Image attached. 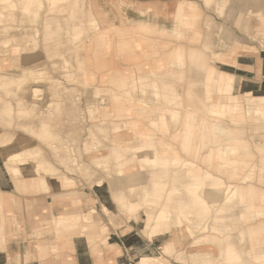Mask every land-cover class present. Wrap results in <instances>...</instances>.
Here are the masks:
<instances>
[{"label":"crops","instance_id":"obj_1","mask_svg":"<svg viewBox=\"0 0 264 264\" xmlns=\"http://www.w3.org/2000/svg\"><path fill=\"white\" fill-rule=\"evenodd\" d=\"M35 1L0 0V10L6 14L0 26H9L5 32L0 29V89L5 90L0 91V136L30 141L59 173L34 172L0 152V264H136L142 256L162 257L165 264H172V259L174 264H226L224 249L228 243H239L241 229L249 255L244 262L264 264V114L253 109L264 101V48L250 40L252 32L264 36V4L259 2L255 9L252 0H51L46 13L58 12L60 17H45L47 8L39 11ZM249 12L255 16L250 18ZM22 14L26 16H18ZM88 28L91 38L85 40ZM176 31L180 38L173 34ZM62 32L73 46L70 50L77 45L72 35L79 33L82 80L76 77L77 68L54 70L68 52L49 50L47 64L37 60L44 57L40 39L50 41ZM179 46L185 49V61L173 62ZM189 48L199 56L187 58ZM195 61L200 65L193 66ZM152 71L163 84L171 83L175 72L185 71L175 84L179 101L191 97L206 109L180 108V122L171 127L167 121L172 108L158 104L150 88L144 95L148 105L128 92L134 77ZM39 77L44 80H33ZM57 81L61 89L54 96L49 86L58 88ZM20 84L17 90L15 85ZM96 88L118 93L106 98L101 93L104 106L96 104L92 116L85 102L101 99L91 94ZM231 100L243 106L234 115ZM20 102L34 109L35 116L20 117ZM51 103L60 107L50 109ZM155 116L157 128L150 125ZM233 117L242 118V124L236 127ZM46 119L56 136L49 142L32 134ZM112 122L119 127L110 129ZM233 128L248 147V155L236 158L235 165L230 154ZM92 134H105L108 141L94 144ZM139 140H153L161 158L185 159L195 167L144 168L146 189L138 185L139 199L130 203L128 192L113 191L110 177L94 160L104 159L101 166L109 164L108 142L133 149ZM121 164L123 174L141 170L133 158ZM231 166L237 167L235 173ZM126 167L132 169L124 171ZM232 182L240 184L241 194L237 202L226 204L225 187ZM217 183L225 187L216 189ZM204 190L208 196L195 202L194 196ZM131 205L139 210L131 214ZM161 209L164 218L157 223ZM143 212L149 219L142 225ZM211 219L215 224H209ZM189 220L187 231L197 235L193 245L213 243L217 254L187 253L168 238ZM225 220L231 224H221ZM208 229L211 234H203ZM166 245L171 247L168 252L163 251Z\"/></svg>","mask_w":264,"mask_h":264},{"label":"bare ground","instance_id":"obj_2","mask_svg":"<svg viewBox=\"0 0 264 264\" xmlns=\"http://www.w3.org/2000/svg\"><path fill=\"white\" fill-rule=\"evenodd\" d=\"M76 3V1H75ZM5 13L0 10V23L4 22L5 20ZM184 26H186L187 28H192L191 25H189L188 23H183ZM96 28V26H95ZM176 37L180 38V34L179 32H174L173 33ZM79 33H76V36L72 35V43L75 44L77 42L76 48L75 49H81L82 46H80L79 40H80V36H78ZM192 42H196V39H189ZM76 41V42H74ZM36 41L33 40L32 41V45L35 47ZM187 53L191 56H199V54H196V52H192L190 53L189 51H187ZM185 54V49H183L181 46L178 47V49L174 50L173 52V56H172V60L173 62H183L185 61L183 55ZM200 59H202V57H200ZM82 58L79 54H74L73 50H71V52H69L68 55H65V57H62L60 60V63L58 65H54L53 68L56 71H75L77 68V78L82 80V68H83V64H82ZM200 62L195 61L193 63V66H197L200 65L198 64ZM202 66H204V63H201ZM195 68V67H194ZM206 73L209 74V76L211 75V70L208 68L206 70ZM154 76V77H152ZM161 81V87L158 83V79ZM171 79V83L166 82V84H163V78L159 77L156 75L155 72H151L150 75H143L141 77H134L130 83V86L128 87V92L132 93V95L138 99V101H140L141 103H144L146 105H148L145 100H144V95H145V91L147 89H151L152 93L154 95V99L155 101L160 105H166V106H170L172 108V111L170 112V114L168 115V124H170V126H175L180 122L181 119V111L180 108H189V109H195V110H205L206 109V105H202L199 102H197L194 98H188L187 103L183 106L180 107L179 105V97H180V93H179V86L175 85L176 83H179L178 79H179V73L175 72ZM33 80L37 81V80H44L43 77H39V78H33ZM55 79L49 80V81H54ZM129 80V79H128ZM139 84V89H135V85ZM175 86V88L173 89V87ZM51 90H54V86L50 85L49 86ZM35 88V87H34ZM124 89V88H123ZM37 90V88H36ZM35 90V91H36ZM34 91V92H35ZM94 91L96 92H104L102 91V89L100 88H96L94 89ZM33 92V91H32ZM108 93H110V95H117V91L115 89H109L107 91ZM36 94V93H34ZM39 97V96H38ZM132 97V96H131ZM133 97V98H134ZM245 97V96H244ZM35 98V97H34ZM233 99V98H231ZM136 101V100H134ZM161 101V102H160ZM154 102V101H153ZM155 103V102H154ZM22 102L18 103V110L21 109L22 106ZM100 106H103V101L99 102ZM152 104V103H150ZM145 105V106H146ZM157 105V104H156ZM147 107V106H146ZM242 104L240 102H237V100H231V115H234L237 112H240L242 110ZM253 109L255 110L256 114H264V101L257 103L255 105H253ZM7 112L11 113L12 112V108L10 106H8L6 108ZM153 113V112H152ZM92 116L94 115V107L91 109V113ZM21 115H24L23 112H19V116L21 117ZM154 115H156V113H154ZM152 116V115H151ZM157 116V115H156ZM154 117V119L152 121H150V125L151 127L157 128L158 127V119L157 117ZM233 124L238 127V125H241L243 122L242 118H232L231 119ZM146 122V121H145ZM50 126V121L43 120L41 121L40 124V131L36 132L39 136V138H41L44 141H48L51 140L52 138H54L55 136L51 133V128ZM149 127V126H148ZM170 127V128H171ZM237 128H233L231 129V163L232 164H237L238 160L236 158H241L244 156L248 155V147L245 145L241 132H239V130H236ZM156 130V129H155ZM154 130V131H155ZM134 139V138H133ZM9 140L5 141L1 148V152L3 153V155L12 163H18V162H22L23 161V157H22V152H24L25 150V145L23 143H20L18 145L12 144V142L10 144H8ZM140 141V140H139ZM8 142V143H7ZM98 143H103L102 141H99ZM139 145L136 146V148H134V152L131 153L129 156V158H133L136 161L137 157H138V153L139 152H145L147 151V156L146 159L151 160V162L149 163H155L156 166L155 168H157V166H159V168H165L168 165H181L184 168H187L188 171H190V169H193L195 167L194 163L191 161H187V160H180V159H165V158H161L157 155L156 152V148L155 145L153 143V140H141L140 142H138ZM10 145V147H9ZM107 145V144H106ZM110 148V152L114 157H118V158H128L126 156V154H128L127 152L131 150V148L127 149V151L118 154V151L116 152L117 148H120L119 146L113 145V144H108L107 145ZM147 147V148H146ZM146 148V149H144ZM144 150V151H143ZM145 157V156H144ZM33 159H37V157L33 158ZM125 162V161H124ZM139 162V161H138ZM102 163V160L96 159L95 164L100 165ZM117 169L116 172H118V174H122L126 176V180L122 183V184H118V185H114V188L116 190H126L128 192V200L130 203H136V201L139 199L138 194L136 193V188L138 185H141L143 189H146V178L143 177L144 174V170H140L139 172H134V173H130V174H123V167H121V163L122 161L117 162ZM140 163V162H139ZM50 166V165H49ZM107 166V165H106ZM34 172L36 171V167L34 166ZM236 166H231V172L235 173L236 170ZM11 169V168H10ZM16 169V168H15ZM47 170H49L48 167H46ZM107 170V169H106ZM29 171V170H27ZM32 172V170H30ZM11 172H14V168L11 170ZM51 173L53 174H57L56 171H51ZM200 173V172H199ZM196 174V173H195ZM192 174V175H195ZM218 178V177H217ZM67 179V178H66ZM41 182V181H40ZM65 182V181H64ZM67 182V181H66ZM240 183V182H239ZM43 184V182H42ZM218 185H215L216 189H223V184L222 183H217ZM202 194H200L199 196H195V202H199L202 201L201 197L202 196H208L207 192L204 190V192H202ZM225 203H232V202H237V199L239 197V195L241 194V186L240 185H236V186H229V187H225ZM211 194V193H210ZM210 196V195H209ZM49 202V201H48ZM131 207H133V205H131ZM139 210V209H137ZM136 210V211H137ZM221 210H223V208H221ZM93 210H91L92 212ZM135 213V212H134ZM142 225L145 221H148L149 216H147L144 212L142 214ZM134 218V216H133ZM164 218V212L163 209H161V211L159 212V216H158V222L162 221ZM243 219V217H242ZM134 220H136L134 218ZM243 223V222H242ZM155 231V230H154ZM246 235V232L243 231L242 229L240 230L237 239L239 241L238 244L234 245V244H230L228 243L227 246L224 249V260L226 264H255L253 261H246L244 262V260H247L249 258V255L245 252V248L243 245V241H244V237ZM212 237V236H210ZM229 239H231V235L229 236ZM207 240V238H206ZM206 246V245H205ZM203 246L201 249L202 250H206L207 248ZM170 246L166 245L164 250L165 252H168L170 250ZM173 248V247H172ZM205 252V251H204ZM215 256V255H214ZM200 258V257H199ZM206 258V257H205ZM149 261H158L157 257H149V256H142L141 257V262L145 263V262H149ZM159 264H165L164 262H160Z\"/></svg>","mask_w":264,"mask_h":264},{"label":"rangeland","instance_id":"obj_3","mask_svg":"<svg viewBox=\"0 0 264 264\" xmlns=\"http://www.w3.org/2000/svg\"><path fill=\"white\" fill-rule=\"evenodd\" d=\"M51 0H36L35 1V4H34V6H36V8L39 10V11H42V10H44L45 8H47V11H45L44 12V15H45V17H46V15L47 14H57L58 16H59V13L58 12H54V13H46V12H48V7H50L48 4H49V2H50ZM259 2L260 3H262V5L264 4V0H252V3H253V5L254 4H256L255 5V9H259ZM8 6V5H7ZM1 7V6H0ZM9 7H11V6H9ZM41 13V12H40ZM18 16H21V17H25L26 15L25 14H22V15H18ZM17 16V17H18ZM40 16V15H39ZM38 16V17H39ZM248 16L250 17V18H252V17H254V16H252L251 15V13L249 12L248 13ZM44 17V18H45ZM60 17V16H59ZM15 18V17H14ZM8 23H11L12 21L10 20V21H7ZM14 23L13 24H17L16 22H17V20H14L13 21ZM19 23V22H18ZM44 23V22H43ZM42 23V24H43ZM40 26H41V24H40ZM7 28H9V26H7ZM6 27H4V25H2V26H0V29H2V30H4V32L6 31V29H7ZM88 31H89V28H88ZM7 33V32H6ZM37 33H39V32H37ZM43 33H45V31H44V24H43ZM88 38H91V35H90V31H89V33L87 34V35H85V40L86 39H88ZM250 40L251 41H256L257 43H259V45L261 46V48H264V36L262 35V37H259V36H257L256 35V33L255 32H252L251 33V35H250ZM82 46H83V43H82ZM38 48L39 49H41L42 50V52H44V57L41 55V57L39 58V59H37L39 62H41L42 61V63L41 64H47L49 61H48V55H51L52 53H49L48 51L49 50H51V51H53L54 50V52H53V54H57V53H60V52H62V53H69V52H71V50L70 49H72L73 48V46L71 45V43L69 42V40H68V35H67V33L66 32H62L58 37H56V38H53L52 40H50V41H46L45 40V37H42L41 39H40V42H39V44H38ZM81 51H82V48L81 49H73V52H74V54L76 53V54H79V55H81ZM188 51L190 52V53H192V50L189 48L188 49ZM191 55H187V58H189ZM58 57V56H57ZM193 58L195 57V56H192ZM189 59H191V58H189ZM50 64V63H49ZM51 68V70H52V67H50ZM178 73H179V79H178V81L180 80V79H183L184 77H185V71H178ZM55 80H57V79H55ZM47 82V81H46ZM180 82V81H179ZM21 83V82H20ZM57 84H58V88H55V86H54V90H52V92H53V95L54 96H57L58 94H59V91H60V89H61V86H60V84H59V81H57L56 82ZM16 86V88H17V90H20V88H21V86H23V85H21L20 84V86H18V85H15ZM175 88V86L173 87V89ZM190 89V88H189ZM0 91H5L4 89H0ZM36 93V92H35ZM101 93H105V92H96V91H92L91 92V94H93V98L96 100V99H100L101 98ZM186 93V92H185ZM80 95H81V93H79ZM110 95V93H108V92H106L105 94H104V96H102V97H108ZM103 101V106H104V103H105V99L104 98H101L100 100H98L97 102H90V101H86L85 102V107H86V109H87V114H89V115H91L90 113H91V109L93 108V107H95V105L96 104H98L99 106H100V104H99V102H102ZM185 101V100H184ZM180 102L179 101V106L180 107H183L186 103H187V101L186 102ZM23 103V102H22ZM22 105H24V103L22 104ZM60 106H59V103H51L50 104V109H58ZM34 109H26L24 106H21V109L20 110H18V114H19V112H23L24 113V115H21V117H28V116H35V112L33 111ZM94 114H96V112H95V110H94ZM119 127V124H116V123H114V122H112L111 123V127H110V129H117ZM102 130V129H101ZM33 135H35V136H37L38 138H39V136H38V134L37 133H32ZM90 136H92V139H91V142L92 143H94V144H102V143H98L99 141H108L107 139H106V135L104 134L103 136H100V135H98V134H92V135H90ZM56 137V136H55ZM41 139V138H40ZM54 139V138H53ZM7 140H9L7 143L8 144H10L11 142H12V144H15V145H18V144H20V143H23L24 145H25V150H24V152H22V157H23V161L21 162H18V163H21L22 165H27L28 164V167H36V172L37 171H39V172H43V173H51V171H56L57 173H59V170H57L47 159H46V157L42 154V152H41V150L39 149V148H35V146H33V144L30 142V141H28V140H26V139H21V138H18V137H16L15 135H1L0 136V147L2 146V144L5 142V141H7ZM50 140H48V142H49ZM107 145L108 144H110L109 142L108 143H106ZM136 145H139V144H136ZM9 147H10V145H9ZM147 148V147H146ZM146 148H144V149H146ZM127 149H129V148H122V147H120V148H117L116 149V152L118 151V154H121V153H123V152H125V151H127ZM109 150H110V148H109ZM144 151V150H143ZM148 151V150H147ZM147 151H145V152H139L138 153V157H137V160L140 162V167H141V169L142 170H144V168H148V167H150V168H155V166H156V164L155 163H149V162H151V160H149V159H146V156H147ZM0 152H1V148H0ZM134 152V148L133 149H131L130 151H128L127 153L128 154H126V156L129 158L130 156V154L131 153H133ZM2 153V152H1ZM145 156V157H144ZM35 157H37V159H33V158H35ZM66 158H68L67 156H66ZM107 158H109L110 160V162H109V164H106V165H104V166H101V165H97V164H95V162H96V160H94V164H95V166L96 167H98V168H100L106 175H108L109 177H110V179H111V181H110V185H111V188L113 189V191H116V189L114 188V185H118V184H122L125 180H126V176L125 175H122V174H118V172H116V169L118 168L117 167V162H119V161H126L127 160V158H118V157H114L112 154H111V152L109 151V157H107ZM106 159V158H105ZM103 160L104 159H102V162H103ZM13 162V161H12ZM76 162V161H75ZM105 162V161H104ZM77 163V162H76ZM75 163V164H76ZM50 165V166H49ZM112 165H114V170H111V168H112ZM46 167H48L49 168V170H47L46 169ZM121 167H122V165H121ZM66 168L69 170V171H73V170H71V168L70 167H68L67 165H66ZM107 169V170H106ZM132 169V167H126L125 169H124V171H129V170H131ZM78 171H79V173H82L81 172V166H79L78 167ZM207 174H210V175H212V176H215V175H213V174H211L210 172H208L207 171ZM143 177H145V174H143ZM215 177H219V176H215ZM221 178V177H220ZM223 184V183H222ZM233 185H238V183H231V186H233ZM240 185V184H239ZM225 186V185H224ZM229 186H230V184H229ZM194 196V195H193ZM195 196H197V194L195 195ZM194 196V197H195ZM144 210V209H143ZM136 210L134 209V207H131V209H130V213L132 214V213H134ZM214 214V213H213ZM231 214V211H228L227 212V216H229ZM189 223H192V221L191 220H189V222H182V226H184V227H180V228H177V229H173L172 230V232H171V234H169L168 235V238L169 239H171L172 237L176 240V242H177V248H179V249H183L185 252H194V251H199V250H201V251H206V250H202L201 248L203 247V246H194L193 245V242H194V240L196 239V237H197V235L195 234L194 236H192V235H190L189 234V232L187 231V229H186V225L187 224H189ZM209 224L210 225H213V224H215V222L213 221V219H211L210 221H209ZM217 224H218V222H217ZM220 224V223H219ZM221 224H231V221L230 220H225L223 223H221ZM211 230L210 229H208V230H206L203 234H205V233H207L208 235H210L211 233ZM208 239V238H207ZM206 248H207V250L208 251H212L214 254H217L218 253V250H217V248H216V246L213 244V243H210V244H208V245H206L205 246ZM158 251H160V249L158 250ZM155 257H157L158 258V261H149V262H145V263H143V262H141V258L139 259V258H137L136 259V264L138 263V264H159L160 262L162 263V262H164L163 260H162V257H158V256H155ZM199 258V257H198ZM139 260V261H138ZM138 261V262H137ZM165 263V262H164ZM171 263L172 264H174V259H172V261H171ZM166 264H168L167 262H166Z\"/></svg>","mask_w":264,"mask_h":264}]
</instances>
